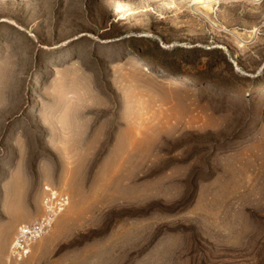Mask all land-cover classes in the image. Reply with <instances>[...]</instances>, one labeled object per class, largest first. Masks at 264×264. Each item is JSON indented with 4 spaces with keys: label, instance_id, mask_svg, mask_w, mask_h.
Returning a JSON list of instances; mask_svg holds the SVG:
<instances>
[{
    "label": "rangeland",
    "instance_id": "rangeland-1",
    "mask_svg": "<svg viewBox=\"0 0 264 264\" xmlns=\"http://www.w3.org/2000/svg\"><path fill=\"white\" fill-rule=\"evenodd\" d=\"M0 264H264V0H0Z\"/></svg>",
    "mask_w": 264,
    "mask_h": 264
},
{
    "label": "built area",
    "instance_id": "built-area-1",
    "mask_svg": "<svg viewBox=\"0 0 264 264\" xmlns=\"http://www.w3.org/2000/svg\"><path fill=\"white\" fill-rule=\"evenodd\" d=\"M41 213L32 221L21 223L9 244V258L15 261L26 258L32 245L48 233L55 218L68 206V194L47 184L41 188Z\"/></svg>",
    "mask_w": 264,
    "mask_h": 264
},
{
    "label": "crops",
    "instance_id": "crops-1",
    "mask_svg": "<svg viewBox=\"0 0 264 264\" xmlns=\"http://www.w3.org/2000/svg\"><path fill=\"white\" fill-rule=\"evenodd\" d=\"M43 238V237H42Z\"/></svg>",
    "mask_w": 264,
    "mask_h": 264
}]
</instances>
